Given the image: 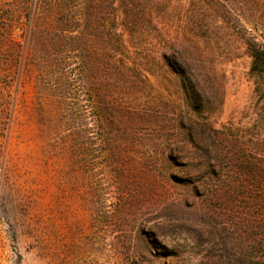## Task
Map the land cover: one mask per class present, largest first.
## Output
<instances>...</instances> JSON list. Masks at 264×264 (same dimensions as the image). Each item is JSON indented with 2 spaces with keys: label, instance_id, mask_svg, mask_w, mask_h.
Listing matches in <instances>:
<instances>
[{
  "label": "rangeland",
  "instance_id": "374dc122",
  "mask_svg": "<svg viewBox=\"0 0 264 264\" xmlns=\"http://www.w3.org/2000/svg\"><path fill=\"white\" fill-rule=\"evenodd\" d=\"M170 1L175 31L197 14L210 24L198 102L148 74L141 91L106 92L131 110L102 116L96 77L35 56L24 63L20 24L7 35L0 264H264V207L245 205L229 167L264 163V95L241 29L264 41V0H223L226 18Z\"/></svg>",
  "mask_w": 264,
  "mask_h": 264
},
{
  "label": "trees",
  "instance_id": "16d2710c",
  "mask_svg": "<svg viewBox=\"0 0 264 264\" xmlns=\"http://www.w3.org/2000/svg\"><path fill=\"white\" fill-rule=\"evenodd\" d=\"M17 1L0 0V48L11 29L20 24L25 49L22 61L25 63L28 57L32 60L35 56L34 60L50 67L76 64L78 75L96 77L102 116L131 110L115 98L109 99L106 92H122L124 84L141 91L150 82L148 74L167 82L177 81L187 101L191 98L200 101L199 78L209 74L203 69L207 68L211 57L207 53L212 46L204 40L208 36L204 28L210 27L209 21L205 24L199 14L190 16L175 31L170 0ZM222 1L192 0V4L196 12L205 5L226 18L231 9L227 11ZM20 11L25 15L17 16ZM253 22L258 25L261 20L255 18ZM241 29L246 52L252 58L251 76L256 81L257 92L264 95V41L253 36L244 25ZM29 50L34 53L29 55ZM106 79L113 83L103 88ZM229 162L232 163L229 167L239 172L230 181L240 183L245 205L264 207V196L259 200V196L253 199L246 195L250 187L264 190V163H253L246 157L239 164H233L234 160L230 159Z\"/></svg>",
  "mask_w": 264,
  "mask_h": 264
}]
</instances>
